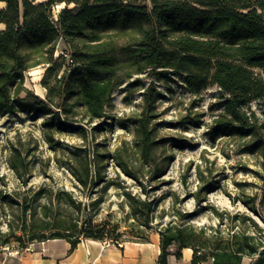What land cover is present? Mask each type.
<instances>
[{
  "label": "trees",
  "instance_id": "trees-1",
  "mask_svg": "<svg viewBox=\"0 0 264 264\" xmlns=\"http://www.w3.org/2000/svg\"><path fill=\"white\" fill-rule=\"evenodd\" d=\"M0 2L4 3L0 7V116L44 115L42 123L47 127H72L78 109L88 122L103 119L113 92L124 83L140 85L143 76L148 81L142 85L140 109L127 117L135 149L118 148L111 156L124 174L141 185L144 176L160 180L171 161V155L160 159L158 154L156 104L163 92L155 80L167 83L175 76L192 94L218 87L210 135L249 138L247 151H264V121L251 108L253 101H264V0ZM60 2L65 5L54 15L52 7ZM58 40L63 52L55 55ZM38 65L44 67L39 80L46 89L44 98L25 85V73ZM109 156L97 151L92 161L84 154L77 156L69 164L70 171L83 187L92 177L102 181L101 168ZM10 163L19 176L27 170L26 157L17 148L10 154ZM39 193L20 198L4 195L0 250L23 249L52 238L67 240L70 250L82 238L118 242L114 234L119 226L108 220L81 219L84 206L71 192L50 194L41 201ZM127 195L133 220L144 227L131 230L132 240H146L144 229L149 227L153 202ZM244 203L263 224L245 211L226 213L223 222V213L212 208L218 223L197 226L184 221L192 213L176 211L178 220L157 228V262L168 264L169 255L180 258L182 250L190 248V264H242L244 257L250 258L249 264H264V216L253 200Z\"/></svg>",
  "mask_w": 264,
  "mask_h": 264
},
{
  "label": "rangeland",
  "instance_id": "rangeland-1",
  "mask_svg": "<svg viewBox=\"0 0 264 264\" xmlns=\"http://www.w3.org/2000/svg\"><path fill=\"white\" fill-rule=\"evenodd\" d=\"M64 5L65 2L55 4L53 14L56 15ZM1 6H4L3 2H0ZM55 45V55L63 52L59 40ZM43 71V65H38L25 73V85L42 98L46 94L39 82ZM173 78L167 83L155 80L163 92L156 104L158 154L160 159L164 154L172 156L160 180L144 176L140 185L124 174L111 157L118 148H127L128 152L135 149L133 126L127 117L140 109L142 85L148 81L141 76L140 85L132 87L124 83L113 92L112 105L103 119L88 122L82 109H78V121L72 122V127H47L42 123L46 118L44 115L29 112L1 115L0 202L5 204V194L20 198L40 192L41 201L47 195L69 191L84 206L79 214L81 219L108 220L119 226L114 234L118 242L135 239L131 230L144 228L133 220L129 193L153 202L151 221L144 229L146 238L158 234V226L178 220L176 211L192 213L184 221L197 226H215L218 217L212 208L223 213V222L227 220L226 213L232 215L243 211L258 219L244 203V200H253L264 216V151H247L249 138L210 135L207 130L217 112L214 105L218 100V87L211 85L199 94H192L178 77ZM251 108L264 121V101H253ZM193 119L201 121L195 124ZM14 148L27 160V170L20 176L11 168L10 154ZM96 151L110 154L101 168L103 179L99 181L92 177L88 186L83 187L71 173L69 164L83 154L92 161ZM260 200L261 206L258 205ZM1 227L6 229L5 223ZM249 263L250 258L244 257L242 264Z\"/></svg>",
  "mask_w": 264,
  "mask_h": 264
},
{
  "label": "crops",
  "instance_id": "crops-1",
  "mask_svg": "<svg viewBox=\"0 0 264 264\" xmlns=\"http://www.w3.org/2000/svg\"><path fill=\"white\" fill-rule=\"evenodd\" d=\"M159 236L146 240H125L120 243L82 238L70 250V243L62 238L35 242L30 249L2 248L0 264H160ZM192 251L184 248L181 257L168 256V264H190Z\"/></svg>",
  "mask_w": 264,
  "mask_h": 264
},
{
  "label": "built area",
  "instance_id": "built-area-1",
  "mask_svg": "<svg viewBox=\"0 0 264 264\" xmlns=\"http://www.w3.org/2000/svg\"><path fill=\"white\" fill-rule=\"evenodd\" d=\"M105 241H106V242H111V240H105ZM41 242H42V241H41ZM117 243H120V242H117ZM32 244H33V243H30L26 248H27V249H30L31 246H32Z\"/></svg>",
  "mask_w": 264,
  "mask_h": 264
},
{
  "label": "bare ground",
  "instance_id": "bare-ground-1",
  "mask_svg": "<svg viewBox=\"0 0 264 264\" xmlns=\"http://www.w3.org/2000/svg\"><path fill=\"white\" fill-rule=\"evenodd\" d=\"M60 3H58V5H59Z\"/></svg>",
  "mask_w": 264,
  "mask_h": 264
}]
</instances>
